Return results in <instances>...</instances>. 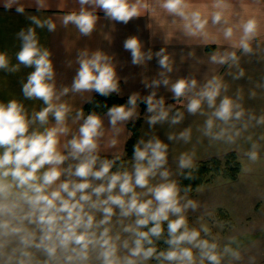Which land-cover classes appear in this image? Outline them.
I'll return each mask as SVG.
<instances>
[{"label": "clouds", "instance_id": "9594fccd", "mask_svg": "<svg viewBox=\"0 0 264 264\" xmlns=\"http://www.w3.org/2000/svg\"><path fill=\"white\" fill-rule=\"evenodd\" d=\"M78 2L81 6L79 12L65 15L63 24L75 25L85 36L94 30L97 9L103 10L106 18L124 24L145 12L154 11L148 0ZM158 3L173 17L172 24H176L177 17L183 21L186 37H207L208 18L200 10H190L188 0H158ZM35 4L38 10L48 6L46 0H35ZM13 5H16L17 13L25 12L20 0H3L6 10ZM85 5L91 6L92 10H86ZM212 7L216 10L211 13V23L227 24V0H214ZM28 19L37 27H47L49 31L56 28L51 19L41 21L36 16H29ZM257 31V20L248 19L242 24V35L233 47H239L245 53L251 52L250 41ZM18 36L22 47L17 53V60L25 67L35 69L23 83V96L29 100H41L45 106L29 116L24 104L16 99L0 102V264H145L152 258L169 264H195L193 249L199 250L201 261L221 264L217 244L200 238L201 231L209 234L208 227L202 226L199 231L188 227L184 213L190 208L195 210L198 205L194 200L181 197L177 183L169 179L170 173L165 168L167 144L155 137L147 141L141 139L134 147L131 171L122 165V170L112 171L120 158L101 159L99 155L100 141L105 135L101 116L93 112L84 117L82 111H77L76 119L84 117L83 123L78 133L61 145V137L69 133L66 119L71 111L67 103L61 102L63 96L70 91L79 94L95 91L102 96L119 93V82L111 58L100 51L91 55L87 50L82 51L71 87L58 91L50 52L39 46L35 30L29 27L21 30ZM223 37L231 41L233 28H224ZM124 48L131 53L134 65L152 59V52L142 51V44L135 36L125 40ZM155 55L164 71L160 73L161 79H154L145 86H168L165 73L172 71L169 56L164 49ZM211 61L235 64L237 56L235 52L213 54ZM0 69L15 72L18 66L9 68L6 55L0 53ZM239 75H243L242 70ZM196 87L195 79H178L171 84L170 90L177 100L192 93L187 104L191 114L199 112L202 102L206 101L207 106L215 110L205 122L204 135L234 142L240 132L230 131L234 128L231 122L244 116L241 105L225 96L217 106V97L224 86L216 77L208 80L199 91H194ZM155 97L156 92L153 91L144 98L147 111L151 113L149 125L168 120L171 110V106L165 108L163 98ZM138 99V94H133L126 105H114L107 110L108 123L114 135L121 132L120 125L136 116ZM50 117L55 121L51 126ZM213 118L227 127L213 132ZM182 119L183 113L177 112L171 123L178 124ZM258 123H264V117ZM190 136V129L179 133V138L185 141ZM176 138L169 136L170 140ZM116 143L115 138L109 141L113 147ZM248 155L252 161L258 159L256 151ZM179 167L191 169L192 156L182 154ZM157 176L160 182L151 184L150 181ZM137 189L146 191L137 192ZM190 190L184 191L187 193ZM145 196L151 198L144 199ZM170 215L175 219H170ZM113 217H117L122 232L129 234V238L122 240L119 232H113ZM131 217H135L134 222L125 225L123 221ZM164 222H167L168 233L165 243L169 248L157 252L153 238H161ZM149 224L152 226L148 227ZM144 228L147 231H143ZM223 253L240 258L238 251L227 246Z\"/></svg>", "mask_w": 264, "mask_h": 264}, {"label": "crops", "instance_id": "0c3cea01", "mask_svg": "<svg viewBox=\"0 0 264 264\" xmlns=\"http://www.w3.org/2000/svg\"><path fill=\"white\" fill-rule=\"evenodd\" d=\"M47 7L38 10L35 0H20L24 5L25 12H16V5L10 10L3 7V0H0V53L6 55L9 61V68L18 66L15 72L0 69V102L7 103L12 99L23 103L29 116L34 111L41 110L45 105L41 100L25 99L22 92L23 83L27 82L28 76L35 70L34 67H25L17 60V53L21 50L22 41L18 36L21 30L29 27L36 32L39 46L50 52V60L53 64L54 82L59 91L63 87H71L77 74L79 64V54L87 50L89 55L100 51L109 56L115 67L120 97L129 99L133 94H138L140 101L156 92L155 99L163 98L165 108L171 106L169 119L163 123L149 125L147 107L142 108L137 105L136 116L123 125H120L121 132L114 135L108 123L107 115L101 116L104 123L105 135L100 141L99 155L101 159H113L119 156L122 164L113 167L112 171L123 168L131 171L133 156L126 158L125 145L130 137L128 125L141 118V127L136 140V144L141 140H149L153 137L160 139L168 145L167 164L165 168L170 172L179 188V178L184 169L179 167V159L182 154L192 156L193 166L214 158H222L230 153H235L240 163L251 162L256 165H264V123H258L264 117V0H227L228 8L225 16L227 24L221 22L219 25L211 23V13L215 11L212 7L214 0H188L191 5L190 10H200L209 20L207 25L206 38H190L183 34V21L176 19V24H172L173 17L169 16L159 7L158 0H148L154 11L145 12L139 18H134L127 24L116 22L105 17L101 9H97L95 15L98 17L93 32L82 35L75 25L63 24V17L72 12H79L80 4L78 0H46ZM86 10L91 11V6L85 5ZM29 16H36L41 21L51 19L56 25L54 31H49L47 27H37ZM250 18H255L258 23L257 35L250 41L251 52L245 53L237 44L242 35V24ZM232 27L234 37L231 41L223 37V29ZM135 36L142 44V51H151V60H146L143 64H132L131 53L124 48L127 38ZM164 49L169 56L172 71L165 73L169 80V85L161 84L159 87H146L154 79H161L160 73L164 71L158 63L155 53ZM225 52H235L237 62L235 64H216L211 61L213 54H224ZM243 71L240 76L239 72ZM213 77L218 78L224 86L220 96L217 97L216 104L227 96L234 103L241 105L244 116L239 121L233 120L234 128L231 132L239 130L240 135L234 138V142H227L226 139L215 140L204 135L205 122L211 117L214 108H209L206 101L202 102L201 110L196 114H191L187 110L188 99L181 97L174 98L171 92V84L178 79H195L197 87L194 91H199L208 80ZM90 93H72L71 91L61 98V102L67 103L71 111L66 119L69 133L61 137V145L78 133L83 118L77 120V111L83 112L84 105L92 98ZM179 110L183 113V119L178 124H172L171 118L174 112ZM213 132H219L225 126L221 121L215 120ZM55 123L54 118H49V126ZM244 125H247L245 128ZM191 130L188 141L179 138V133ZM176 139L170 140L169 136ZM117 140L113 147L109 144L111 139ZM253 145L256 147L253 148ZM256 151L258 159L252 161L248 153ZM67 166V162L64 165ZM122 170V169H121ZM187 196L186 194H183ZM118 211V210H117ZM114 219V217H113ZM130 219V218H128Z\"/></svg>", "mask_w": 264, "mask_h": 264}, {"label": "rangeland", "instance_id": "374dc122", "mask_svg": "<svg viewBox=\"0 0 264 264\" xmlns=\"http://www.w3.org/2000/svg\"><path fill=\"white\" fill-rule=\"evenodd\" d=\"M238 162L240 163L239 160ZM240 165L241 171L235 181L228 180L221 174L208 175L205 183L194 193L184 196L180 191L181 197L194 200L198 205L195 210H186L184 215L189 229L199 231L202 226L208 227L209 234L201 231L200 238L217 244L221 264H264V165H254L248 161H243ZM170 176L169 179L174 180ZM159 182V176L150 181L153 185ZM143 191L146 190L137 189V192ZM183 202L184 200L181 201ZM169 218L175 219L171 215ZM134 219L135 217L125 219L123 223H132ZM113 232H119L122 240L129 238V234L122 232L117 217L113 219ZM226 246L238 251L240 258L235 259L230 254L223 253ZM193 254L195 264H209L207 260H200L199 250L193 249ZM145 264L169 262L152 258Z\"/></svg>", "mask_w": 264, "mask_h": 264}, {"label": "trees", "instance_id": "16d2710c", "mask_svg": "<svg viewBox=\"0 0 264 264\" xmlns=\"http://www.w3.org/2000/svg\"><path fill=\"white\" fill-rule=\"evenodd\" d=\"M128 99L120 97L116 92L110 94L109 96H102L94 91L92 98L84 105L83 114L84 117L95 112L96 114L102 116L107 113V110L114 105L127 104ZM137 105L146 108L147 104L144 101H137ZM179 112L176 110L174 115ZM141 118H138L135 122L128 125V130L130 132V137L125 145V156L126 158H131L134 154V147L136 145V140L141 127ZM122 164V161L116 163L115 166ZM114 166V167H115ZM241 171V165L238 162V157L235 153H230L222 158H214L206 162H202L194 165L191 169H184L181 172L179 178V189L183 194L190 195L194 193L202 184L205 183V178L208 175L221 174L224 178L235 181ZM190 173V175H189ZM191 189L185 193V189ZM152 225L149 224L148 227ZM164 232L159 239L153 238L154 246L157 252L167 251L169 246L165 243L168 238L167 233V222L162 224ZM147 231V228L142 229Z\"/></svg>", "mask_w": 264, "mask_h": 264}]
</instances>
